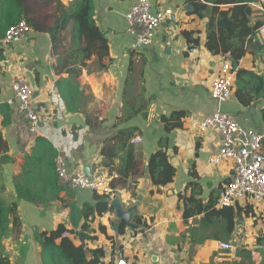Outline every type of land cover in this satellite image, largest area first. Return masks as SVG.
<instances>
[{"label":"crops","instance_id":"0c3cea01","mask_svg":"<svg viewBox=\"0 0 264 264\" xmlns=\"http://www.w3.org/2000/svg\"><path fill=\"white\" fill-rule=\"evenodd\" d=\"M4 1L0 0V14ZM74 1L60 0L66 9ZM217 1L151 0L154 12L171 8L173 14L148 47L134 48L135 39L127 31L126 14L136 0H93V22L104 44L88 53L71 48L72 25L65 32L70 43L65 38L57 50L49 34L33 29L19 43L0 45V197L17 205L22 223L20 235H9L3 242L11 264H57L56 257L50 260L52 257L42 254L40 237L61 226L66 235L55 243L68 240L77 248L84 247L88 261L96 258L94 251L101 250L104 256L97 259L99 264H115L119 259L127 264H264L263 203L244 208L250 214L243 212L237 218L229 241L208 240L192 246L186 235L193 220L184 223L179 202V195H190L187 186L193 180L207 202L231 177L232 162L210 163L220 149L221 135L215 128L200 131L204 117L221 109L243 127L264 133V99L246 108L235 95L221 106L211 98V79L230 58L213 55L206 47L211 17L217 19L218 26L226 21L211 11ZM199 2L209 9L197 8ZM232 7L221 4L219 9ZM247 10L251 26L264 23V0L248 4ZM53 11L50 8L45 13ZM4 26L0 15V38ZM185 31L193 32L192 39L199 44H190ZM246 47L238 68L264 75V41L259 31L253 44ZM73 68L81 70L79 76L70 73ZM20 76L34 89L40 136L61 148L68 172L85 173L88 167L89 176H112L124 210L137 206L138 213L130 226L126 225L125 234L119 232L125 221L116 218L117 208L99 213L97 206L104 202L98 198L101 193L60 186L52 191L42 183V176L38 183L26 179L25 165H36L29 157L38 159L40 154L37 134L30 133L17 115L19 104L12 85ZM64 97L74 101L70 112ZM251 108L255 109L252 116ZM173 112H185V117L183 126L168 135L161 117ZM163 138L169 139L168 154L176 174L172 183L158 192L149 178L148 162ZM104 149L112 150L114 159L104 156ZM127 150L136 154L137 165L129 171L130 176L121 177ZM193 172L195 179L190 176ZM21 182L32 199L19 196L16 185ZM112 229L117 235H111ZM235 241L249 251L242 263L235 257L236 249H220L221 242L233 245ZM258 251L262 263L254 262L253 254Z\"/></svg>","mask_w":264,"mask_h":264},{"label":"trees","instance_id":"16d2710c","mask_svg":"<svg viewBox=\"0 0 264 264\" xmlns=\"http://www.w3.org/2000/svg\"><path fill=\"white\" fill-rule=\"evenodd\" d=\"M204 1L208 2L209 0ZM259 1L218 0L211 11L220 18H226V21L223 25L218 26L216 24L217 19L211 17L207 29L206 47L213 55L230 56L229 61L232 62L233 68L237 71L235 99L246 108L252 107L264 99V75L238 68L240 61L247 54L246 45L253 44V40L258 37V31L263 25V23L259 22L251 26L247 13L248 4ZM195 4L201 10L207 11L209 9L206 3L199 2ZM221 4H231L233 7L229 10L220 11L219 6ZM2 5L0 15L5 24L3 28L4 34L9 27L25 19L31 29L49 34L55 50L58 47L60 48L66 36H69V34L65 36V32L70 25L74 27L71 48L88 53L104 44L102 33L95 27L93 22V0H75L71 7L67 9L60 0H5ZM50 8L54 9L53 13L46 14L45 12ZM200 17H204V15L201 14ZM183 34L187 37L190 44H199L197 39H192L193 32L185 31ZM80 71L79 68H73L70 73L79 76ZM64 100L69 112L72 111L70 106H72L74 101L72 102L67 97H64ZM262 113L264 121V111ZM184 117L185 112H173L168 117L162 116L161 121L165 124V132L169 135L175 129L181 128ZM36 143L37 147L39 146L37 152L39 151L38 156L39 154L40 156L38 159L29 157V161H35L36 165L31 166L30 162L25 165L26 179L38 183L40 182V176H42V183L52 191H56L57 186H60L55 168V159L58 152L43 137H38ZM159 145V149L150 156L148 162L149 178L152 185L158 189V192H160L161 188L172 183L176 174V169L170 163L168 154L169 139H161ZM0 148H2V143H0ZM102 154L107 158L110 157L111 160L114 159L110 149H104ZM135 155L132 151H125L123 164L119 170L121 177L130 176L129 171L135 169L137 165H135V160H137ZM190 176L193 179L196 178L194 172L190 173ZM115 181L111 182L114 190H116ZM24 185L25 183L23 182L16 185L19 196L32 199L33 197L29 191L27 195ZM189 188L191 189L190 195H179V202L183 204L182 218L184 223L188 225L189 220H193V225L189 226L186 235L189 244L192 246L202 245L208 240L229 241L232 239L237 227V218L243 212L250 214L249 211H245L240 206L218 208L219 193L217 195V191H213L209 196V200L205 202L201 196L202 191L194 180L188 184L187 189ZM98 198L100 200L104 199V202L100 201L97 206L100 214L109 210V208L113 210V206H109L111 199L108 196L101 195ZM21 226L17 205L7 204L0 197V264H11L9 258L4 254L3 242L9 235L19 236ZM125 230L126 223L123 222L119 227L120 234H125ZM64 232L65 228L61 226L50 235H41L42 254L45 257H56L55 260H58L57 264H99L97 259L104 256L101 255V250L94 251L93 255H96V258L88 261L84 247L77 248L68 240H63L60 245H57L55 241L63 236Z\"/></svg>","mask_w":264,"mask_h":264},{"label":"built area","instance_id":"2783aa9c","mask_svg":"<svg viewBox=\"0 0 264 264\" xmlns=\"http://www.w3.org/2000/svg\"><path fill=\"white\" fill-rule=\"evenodd\" d=\"M171 8L153 11L151 0H136L126 14L127 31L135 39L134 48L148 47L153 44L157 30L171 17ZM32 31L25 19L20 20L7 29L0 45H11L21 42ZM260 36L264 41V23ZM237 71L232 62L225 61L220 71L211 79V98L221 106L231 101L234 95ZM12 90L18 101V117H22L30 133L42 135L39 128L40 115L36 110L35 92L26 77L16 78ZM215 128L221 135V146L211 159L213 166L232 162L230 179L219 189L218 208L240 206L246 208L252 203L264 204V133L253 128L243 127L233 116L218 109L215 113L204 117L199 123L201 132ZM58 155L55 159L56 173L60 187L73 190H90L108 196L111 200L117 195L111 182L112 176L105 174L88 176L83 172H68V164L56 146ZM66 233L63 234L65 236ZM111 235H117L112 229ZM220 249L232 252L235 247L230 242H221ZM253 255L255 263H262V254ZM115 264H127L119 259Z\"/></svg>","mask_w":264,"mask_h":264},{"label":"water","instance_id":"95a60500","mask_svg":"<svg viewBox=\"0 0 264 264\" xmlns=\"http://www.w3.org/2000/svg\"><path fill=\"white\" fill-rule=\"evenodd\" d=\"M248 12L249 11L247 10V13ZM253 113H255V109L254 108H251L249 115L252 116ZM87 170H88V167L85 168V174L89 176L90 174H89V172ZM110 204H111V206H113V207H115V208L118 209V214L116 215V218L119 221L124 220L126 222V225L127 226H130V224L132 223L134 217L138 213L137 206H133V207H131L128 210H124L123 204L121 202V197L118 194L115 196L114 199H112L110 201Z\"/></svg>","mask_w":264,"mask_h":264},{"label":"rangeland","instance_id":"374dc122","mask_svg":"<svg viewBox=\"0 0 264 264\" xmlns=\"http://www.w3.org/2000/svg\"><path fill=\"white\" fill-rule=\"evenodd\" d=\"M68 37L69 36H66V41L69 39ZM67 43H70V41ZM246 216H248V214ZM233 246L235 247V249L237 251L236 255H235L236 259L239 260V262L243 261V259L245 258V255H247L249 253V251L247 249H243L245 246H241L239 244V242H237V241H235L233 243ZM240 263H242V262H240Z\"/></svg>","mask_w":264,"mask_h":264}]
</instances>
